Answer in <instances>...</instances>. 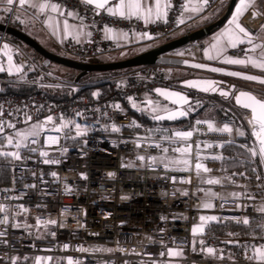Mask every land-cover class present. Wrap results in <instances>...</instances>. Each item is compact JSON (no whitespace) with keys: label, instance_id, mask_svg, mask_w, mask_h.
<instances>
[{"label":"built area","instance_id":"built-area-1","mask_svg":"<svg viewBox=\"0 0 264 264\" xmlns=\"http://www.w3.org/2000/svg\"><path fill=\"white\" fill-rule=\"evenodd\" d=\"M49 1L57 2L65 12L79 13L91 29V36L84 44L64 40L59 46L61 56L81 62L103 57L113 49L112 42L103 39L105 26L115 31L147 32L156 41H167L177 30L187 2L170 0L167 22L162 18L147 25L141 19L116 18L104 10L97 15L95 7L80 0ZM8 8L0 22L7 27L12 26L20 6L16 3ZM252 13L242 22L250 31H255L264 23V15L253 19ZM7 37L5 32H0V61L4 64L8 61L4 54ZM189 46L196 50L201 45L195 41ZM109 81L114 83V91L107 97L91 100L87 95H72L57 99L45 90L68 89L76 93L82 86L74 81L67 84L51 71L39 70L35 79L14 82L36 86L38 90L28 94L5 92L3 87L13 82L0 74V153L18 152L20 156L16 159L0 155V166L11 171L9 184L0 189V206L5 208L0 212V220L5 221L0 223V232L4 233L0 236V264H18L28 258L59 259L66 264L69 260L72 264H161L170 249L181 251L185 264H258L257 260L247 258L253 254L250 247H240L252 245L246 239H238L240 246L236 255L229 257L217 249L214 238L196 239L192 231L201 220L197 205L206 188L216 187L236 194V197L214 200V212L220 222L242 224L239 221L244 218L264 216L259 211L264 206V161L260 158L257 140L251 135L253 129L247 124L250 113L236 108L231 100L225 105L228 114L224 113V118L246 132L243 142L232 132L210 130L203 121L194 125L193 135L187 140L146 134V131L124 133L122 128L134 123L133 104L142 107L146 94L172 88L176 80L167 76L163 66L152 65ZM221 87L229 89L232 96L248 90L264 99V94L234 80L222 79ZM205 103L203 100L197 105ZM49 116L57 122H69L70 127L62 133L47 131L29 135L20 148L1 143L8 136H14L15 144L17 131ZM72 120L93 121L95 126L86 128V134L78 135ZM67 133L77 142L68 145ZM48 137L57 138L58 142ZM179 143L192 146V153L187 156L191 161L188 169L156 162L157 158L171 156L164 151L165 146ZM231 143L241 146L254 162L257 189L251 191L245 182L231 186L226 181L221 165L222 147ZM252 149L257 155H252ZM42 152L48 155L43 156ZM45 159H57V163L48 165ZM197 163L209 171L201 169L197 174ZM208 180L220 183L209 184ZM208 247L215 249V253L208 254Z\"/></svg>","mask_w":264,"mask_h":264},{"label":"crops","instance_id":"crops-1","mask_svg":"<svg viewBox=\"0 0 264 264\" xmlns=\"http://www.w3.org/2000/svg\"><path fill=\"white\" fill-rule=\"evenodd\" d=\"M80 1L83 2V0H80ZM217 1L218 0H216V1L215 0H209V5L203 9L202 15L203 14H205V15L210 14L211 15L210 21L205 22V23H201L200 25L196 26V28H194V29H190V27H192V25H193L192 24L193 21H186L185 20L184 24H179V20L182 18L181 16L183 15L184 12H186L183 9V12H182V14L178 20V28L175 31V33L172 35V37H170L168 40L176 39V38L183 36L184 34H186L188 32L196 31V30H199L201 28H204V27L212 24L216 20H218L223 15V12L218 14V15H215V14L212 15L211 14V12H212L211 10H213L211 8V6L216 4ZM226 1L227 0L223 1L222 3L226 2ZM36 2H39V0H36ZM49 2L54 3V4H58L57 2H54V1H49ZM115 2H118V0H113V3H115ZM237 2H238V0H237ZM221 4H220V6H221ZM236 5H237V3H236ZM8 6L9 5H7L6 0H0V8L6 10L5 16L8 13V9H9ZM257 6H258L257 8L250 9L246 15L250 14L251 12L257 11V10L260 11V13H263L264 0H257ZM214 8L216 9L215 6H214ZM61 10L64 12V15H60L58 13H53L50 9L44 13H40L37 9L32 8V7H23V8L20 7V9L18 11H16V13H15L14 20H16L18 26L21 28V30L24 33H26L27 35L32 37L34 40H36L42 47H44L48 51L49 50L52 51L55 54L61 55V51H60L59 46H60V43L62 41L68 40L74 44L82 45L85 42H87V40L91 36V35H87L88 33H91V29L84 22L82 16L79 13L70 11L71 13H74L75 15L68 16L69 12H65L62 7H61ZM234 10H235V8H234ZM234 10H233L232 14L230 15V17L228 18V20L226 21V23L222 27L213 30L209 35H206L202 40L199 41L201 46L198 49H196L199 52V55L194 60L264 76V71H261L258 68H254L251 65H248L247 67H245V66H240V65L226 64V63L222 62L224 59H226L228 57L240 58V59H246L248 55H251L253 57H258L260 54L259 49H257L256 52H248L247 51V49L251 48L252 45L241 44L237 48L233 49L230 46L225 47L222 44L221 46L224 47V51L219 56L217 55L216 49L212 48V45L214 43H216V38L222 32H224V30L228 27V21L231 19L232 15L234 13ZM99 11H102V10H99ZM212 16H214V17L212 18ZM113 17L119 18L118 16H113ZM133 18H136V17H133ZM65 19H67V22L69 25V28L67 30L63 26V21ZM198 19H201V16H198L197 18H195V20H198ZM141 20H143V19H141ZM2 21L3 20H1L0 22H2ZM49 21H51L52 27L49 26ZM155 22H157V20H155L153 18L147 23V25L153 24ZM241 23L243 26H245L243 24L242 20H241ZM259 23H261V22H259ZM106 29H111L112 31L107 32ZM251 32L254 33V44H257V45L264 44V23L260 27H258L255 31H251ZM144 33H147V32H135V31L126 32V31H121V30L115 31L111 27L105 26L103 28V34H102L103 39L111 41L113 44V49L110 51L109 54H107L103 57L108 59V61H117V60H112V59H114L113 57L119 56L123 53H126L128 55L130 53V51H133V50L139 51L138 53H143V52L148 51V50H150V49H152V48H154L160 44V41H156L153 38L148 39L146 36L143 35ZM196 50H193V51H196ZM205 52H208L210 55H212L214 57V59L209 60L207 58V56L205 55ZM24 63H25V65L30 64L29 61L24 62ZM172 78L174 80H176V84L174 87L162 88V89H157V90L179 93L181 96H184L187 98V103H185L182 100H179L177 97L165 99V97L161 96L159 94V92L156 90L154 93H149V94H146L144 96L145 103L142 107L139 108V112L146 113L147 115H149L150 117H152L156 121H176V120H181L183 118H186L188 116V111L191 110V104L195 101H196V104L197 103L200 104L203 100H205V102L210 101L212 103L220 104V105L224 106V108H225V105L228 104L227 101H225L222 98H214L211 96L212 94L216 93L218 91V89L221 88L222 78H216V77L211 76V75L204 76V75L190 74V73L189 74H185V73L179 74L178 76L172 77ZM204 81H215L216 84L214 85V87H215L216 91L209 90L207 92H204V91H201L199 88L188 87L189 82H204ZM174 100H176L177 102L174 103L173 102ZM149 101H151L152 103L149 104L148 103ZM153 108H156L157 110L154 112ZM165 109H167V111H165ZM171 111L186 112L187 115L178 116L174 120H169V119L157 120L154 118L157 115L167 117V115ZM196 121L197 120H195L193 126L187 131L192 132V129H193L194 125L196 124ZM199 121H203V122H206L208 124V122L206 120H199ZM212 125H213V128L216 130L223 129L225 126L230 127L232 130L236 127V124H232V123L228 122L227 119L224 118V115L221 117V121L220 120L219 121H213ZM157 129H158L157 131L156 130L154 131L152 128H150V129L145 130V131L146 132L151 131L152 133H158V134L162 135L163 137H175L177 139H182V138L178 137L176 135V133L187 132L186 130L177 129L174 125H172L171 127L158 125ZM233 135L237 139L240 138V137H237L234 133H233ZM189 146L191 147V151L189 153L177 151V149H184V148H187ZM202 147H209V145H202ZM164 149H167V151H165V152L167 154H170L171 156H169L167 158H157L156 159L157 163L168 164L175 169H182V170H186L191 166V161L187 157L188 155H190L192 153V146L190 144H188V143H184V144L179 143V144H172V145L169 144V145L165 146ZM178 156H183V157H178ZM181 158L187 159L189 161V164L185 165L184 163H182ZM177 159H179L180 161H177ZM226 181L231 186L241 185V183L238 181L233 182V181H230L229 179H227ZM211 188L217 189L216 187H211ZM218 191L221 193V197H224V198H226V196H224L225 193L227 194V192H230V191H224V190H218ZM210 213L215 214L214 210ZM213 222H220V221L217 219L216 221H213ZM199 237H205V236L203 234L202 236H199ZM197 238L198 237H196V239ZM261 244H264V241L260 242L258 244H254V245L259 247ZM184 257L185 256L183 253H182V256H171L168 253L166 261H164L161 264H185ZM208 258H210V257H208ZM50 261L51 260H47L46 262L43 261V264H50ZM257 261H258V258H257ZM196 264H208V263L207 262H199Z\"/></svg>","mask_w":264,"mask_h":264},{"label":"snow or ice","instance_id":"snow-or-ice-1","mask_svg":"<svg viewBox=\"0 0 264 264\" xmlns=\"http://www.w3.org/2000/svg\"><path fill=\"white\" fill-rule=\"evenodd\" d=\"M7 5L11 6L16 3L19 4L20 7H32L37 9L40 13H44L47 10H51L53 13H58L60 15H64V12L61 10V6L58 4L50 3L49 0H39V2H36V0H6ZM83 3L92 5L97 9V15L100 14L99 10L106 11L110 16H118L119 18L124 19H130L132 17H136L137 19H143L144 22L147 24L151 19L160 20L164 18L165 22H167L166 17L168 15L167 9L171 7L170 0H118V2L113 3V0H83ZM111 5V6H110ZM209 5V0H187V2L183 5L184 11L199 14L204 8H206ZM257 8V0H238L237 5L235 7L234 13L231 17V19L228 21V27L222 32L217 38L216 43L212 45L213 49H216L217 55H221L224 51V47L221 45L223 44L225 47L230 46L231 48L235 49L241 44H248L252 45L251 48L247 49L248 52H256L257 49L260 50V54L258 57H253L251 55H248L246 59H240V58H232L228 57L224 59L222 62L226 64L231 65H240L247 67L248 65H251L254 68H258L261 71H264V44H254V33L249 31L245 26L242 25L241 20L242 18L249 12L250 9ZM10 10V9H9ZM74 13L69 12L68 16H73ZM262 15L258 10L254 11L252 13L253 19L258 18V16ZM185 20L181 18L179 20V24H184ZM49 26L52 27L51 21H49ZM63 26L67 30L69 28L67 19L63 21ZM107 32H111V29H106ZM87 35H91V33H88ZM126 35V34H125ZM148 39H152L150 35L147 33L143 34ZM5 48H7V45H5ZM205 55L209 60L214 59L212 55H210L208 52H205ZM11 56H9V62H10V68L9 72H12V69L15 67L14 65H11ZM193 67L201 68L205 67L204 65L196 64L193 65ZM22 69L19 67H15V71L18 73ZM0 71H4L2 67H0ZM210 71L213 72H219L220 69L217 68H211ZM227 75L234 76V77H240L246 81H256L260 84H264V79L259 78L257 76L253 75H243L239 72H228ZM216 84L215 81H204V82H189L188 87L192 88H199L201 91L207 92L209 90L216 91L214 85ZM161 96H164L165 99H170L172 97H177L179 100L184 101L187 103V98L184 96H181L179 93L175 92H166L163 90H157ZM221 96L227 97L229 95L226 91H220ZM236 103L240 105L242 108L250 110L251 113V120H249V124L252 125L253 131L251 132V135L256 138V140L259 142V155L262 161H264V99H260L257 96L249 93L241 91L236 97H235ZM174 103L177 102L176 100L173 101ZM149 104L152 102L149 101ZM157 109L153 108V111L155 112ZM167 111V109H165ZM2 114V113H0ZM187 115L186 112H175L171 111L165 116L157 115L154 118L157 120H163V119H169L174 120L178 116H185ZM30 120L31 117H28ZM53 118L49 116L45 123L52 122ZM197 124H200L201 121L197 120ZM9 127H15L12 124L8 125ZM40 130H46L44 129L43 124L34 126ZM68 127L67 123H64L61 125V127H55L54 131H61L62 128ZM77 129L78 135H84L86 134L83 130H81V126L79 124L75 125ZM208 127L210 130L215 131L216 129L213 128V125L211 123L208 124ZM114 131H119V129L114 128ZM222 132H228L231 133L232 129L228 126H225L223 129H220ZM0 132H2V128H0ZM238 134L240 136H244V131H239ZM17 137H20V140H18L15 144H13V138L12 136L7 137V141L9 145H12L16 148H20L23 144V141L27 139L29 135H36V132L32 133H22L17 131L15 134ZM178 137H181L182 139H189L192 137L193 133L191 131L187 132H178L176 133ZM49 140L55 142H58L57 138L54 137H48ZM35 142V141H33ZM24 147H27L26 144L23 145ZM66 151V149H65ZM164 151H167V149H164ZM177 151L189 153L191 151V147H187L184 149H177ZM252 155H257V151L255 149H252ZM0 155L5 156H13L16 159H20L18 152H11V153H0ZM41 155L47 156V152H42ZM218 158V157H217ZM139 159L143 160V157H139ZM45 163L50 162H57V161H48L45 160ZM185 165L189 164V161L185 159L183 161ZM195 168L197 170V174H199V171L203 169V171L207 172L209 169L204 167L202 164L197 163L195 165ZM53 176L56 175V173H52ZM113 175V174H109ZM207 183L209 184H218L220 181L218 180H208ZM206 208L212 207L211 204H205ZM5 208L3 206H0V212H4ZM259 211L264 212V206H262ZM217 218L215 216L212 217H201V221H207V220H216ZM6 220V217H5ZM4 220H0V223H4ZM244 225L249 224V220L247 218L242 219V221H239ZM44 223H51L55 224L56 221H45ZM193 235H196L197 233L203 234L204 228L203 225H200L198 227L193 228ZM4 233L0 232V236H3ZM231 235V234H230ZM264 239V237H262ZM201 244H203V240L200 241ZM240 246V245H238ZM245 249L251 248L252 249V255L248 256L247 258L249 260H257L258 258V264H264V244H261L259 247L255 245H243L240 246ZM203 250V249H202ZM111 251V250H109ZM193 251H195V248H193ZM206 251L208 254H214L215 249L212 247L206 248ZM169 255L171 256H182L181 251L176 250H169ZM222 258V257H221ZM50 259V258H49ZM68 264H72V261L69 260Z\"/></svg>","mask_w":264,"mask_h":264},{"label":"trees","instance_id":"trees-1","mask_svg":"<svg viewBox=\"0 0 264 264\" xmlns=\"http://www.w3.org/2000/svg\"><path fill=\"white\" fill-rule=\"evenodd\" d=\"M12 26L21 30L18 26L16 20L12 22ZM22 31V30H21ZM19 47H21V54H17L16 60L19 59L21 62H34L36 64V69L28 74V79H35L39 70L51 71L50 66L48 68L43 67V59L27 46H25L19 40L12 38ZM89 62V61H86ZM101 61L89 62V63H100ZM30 65V64H29ZM140 68V67H139ZM68 69V68H67ZM138 68L111 71V72H91L86 74L80 79L79 84L82 86L78 92H72L63 90L57 92L52 88H47L45 91L52 97L57 99H65L72 95H87L91 100L97 98H104L113 93V84L109 79L122 75L128 74L135 71ZM52 72V71H51ZM53 73V72H52ZM78 71L69 69V72L62 76L63 82L71 83L75 80ZM213 76V75H211ZM216 78H221L214 76ZM48 81V78H42ZM226 79V78H222ZM98 87L99 92L95 93L94 88ZM38 90L36 86H24L18 83H13L4 87L5 92H13L19 94H28L33 91ZM214 98H219L216 93L211 95ZM227 113L224 106L206 101L204 105H197L196 101L191 104V110L188 111V116L181 120L176 121H156L144 112L133 111L134 123L130 126L123 127L122 132L124 133H144L145 130L153 128L154 126H167L171 127L174 125L177 129L189 130L195 120H200L199 116H205L206 119L213 121H221V117ZM228 114V113H227ZM70 133H67V144L72 145L77 142V140L70 137ZM239 141H246L245 137L238 138ZM223 161L222 172L230 181L246 183L250 189H257L258 184V173L256 172L254 162L252 161L250 155L238 144L231 143L222 147ZM11 171L8 167L0 166V189L6 187L10 182ZM264 227V216H254L249 219V224H237L234 222H212L207 225L204 236L212 237L215 240V245L219 251H223L227 256L234 257L239 248L238 239H246L251 242L252 245L263 242L262 232ZM231 234V235H230ZM46 262L47 260H42ZM38 261L34 258H28L25 260H20L18 264H36ZM50 264H66L64 260H51Z\"/></svg>","mask_w":264,"mask_h":264},{"label":"water","instance_id":"water-1","mask_svg":"<svg viewBox=\"0 0 264 264\" xmlns=\"http://www.w3.org/2000/svg\"><path fill=\"white\" fill-rule=\"evenodd\" d=\"M236 3H237V0H230L223 15L218 20H216L215 22H213L212 24L204 28H201L196 31L188 32L179 38L165 41L148 51H145L143 53H140L128 59L119 60V61L100 62V63L81 62V61L73 60V59H70V58H67V57H64V56L48 51L47 49L42 47L32 37H30L23 31L13 26L7 27L3 25L2 23H0V32H5L8 36L19 40L25 46H27L30 50H32L34 53L38 54L43 59L42 65L45 68H48L51 64H56V65H59V66H62L68 69L78 71L79 74L74 80L76 84H79L80 79L86 74L91 73V72H111V71L139 68V67H144V66L160 65L163 67L167 66V67L186 68V69H190L194 71L204 72V73L217 76V77L234 80L237 82H245V83L264 86V84H260L256 81H246L240 77L229 76L227 75V73L228 72H239L243 75H253V76H257L259 78L264 79L263 75H257V74H253V73H249L245 71H239V70H235L232 68H226L223 66L214 65V64H210V63H206L202 61L188 60V59L170 56L171 52L178 50V49H183L189 46L190 43L192 42L200 41L206 35H209L213 30L222 27L226 23L230 15L232 14L236 6ZM263 15H264V7H263ZM196 64L204 65L205 67H201V68L193 67V65H196ZM211 68H217V69H220L221 71L213 72V71H210ZM220 91H226L229 93V95L227 97L221 96ZM241 91L249 92L255 95L254 93L248 90H241ZM241 91H238L234 96H232V93L229 89L221 87L216 92V95L219 98L224 99L225 101L231 100L236 108L248 111L250 113V110L244 109L236 103L235 97ZM251 118L252 117L250 113L247 119V124L251 129H253L252 125L249 124V120H251ZM257 144L259 146L258 141H257Z\"/></svg>","mask_w":264,"mask_h":264},{"label":"rangeland","instance_id":"rangeland-1","mask_svg":"<svg viewBox=\"0 0 264 264\" xmlns=\"http://www.w3.org/2000/svg\"><path fill=\"white\" fill-rule=\"evenodd\" d=\"M223 1H225V0H218L216 4H214V5L211 6V8L213 9V10H211L212 11L211 12L212 15H214V14L215 15H218V14H220L222 12L223 13L225 12V10H226V8H227L230 0H227L226 2L222 3ZM220 4H221V6H220ZM214 6L216 7V9L214 8ZM202 13H203V10L199 14L190 13V12H184L181 17L184 20H186V21H193L192 22L193 25H192V27H190V29H194V28H196V26L200 25L201 23H205V22L210 21L211 15L210 14H206V15L203 14L202 15ZM5 14H6V10L0 8V21L5 18ZM198 16H201V19L195 20V18H197ZM213 17L214 16H212V18ZM160 43H162V42H160ZM6 45H7V48H4V54L8 58V61L6 62V64H4L2 61H0V67H2L4 69V71H0V74H4L7 77V79L9 81L13 82V83L14 82H19V81H25V80H27L28 79V74L31 71H34L36 69V67H37L36 64L34 62H32V60H31L30 61V65L26 66L25 63L23 61L21 62L20 59L18 61L16 60V57L15 56H17V54H21L22 49H21V47L18 46V44L14 40H12V37H10V36L7 37ZM50 52H52V51H50ZM138 52L139 51H134L133 50V51H130V53L128 55L126 53H123V54H121L119 56L113 57L114 59H112V60L119 61V60L128 59L130 57H133V56H136V55L140 54ZM198 55H199V52L197 50L196 51H193L190 46H187V47H185L183 49L175 50V51H173V52L170 53V56L178 57V58H183V59H188V60H194L195 58L198 57ZM9 56H11V58H12L11 59V65H14L15 67H19V68L22 69L19 73H17L15 71V67L12 69V72L11 73L9 72V68H10ZM2 57H3V55H2ZM67 58H68V56H67ZM69 58H71V57H69ZM97 60L98 61H101V62H110V61H108V59H106L104 57H100V58L93 59V60H87V61H89V62H95ZM164 68H165V71H166L167 76L169 78L176 77L179 74H183V73H185V74H189V73L190 74H199V75H204V76L210 75V74H207V73H204V72L194 71V70H190V69H186V68H181V67H167V66H165ZM50 70L55 75H58L60 77L65 76L69 72V69H67L65 67H62V66H59V65H56V64H51L50 65ZM241 83L244 84L247 87L256 89V91L264 94V86H260V85H256V84H250V83H245V82H241ZM67 91H70V90L67 89ZM94 92L95 93H98L99 92V88L98 87H95L94 88ZM139 108H140L139 106L133 104V109L135 111H138L139 112ZM199 119L200 120H206L208 122V124L209 123L213 124V121L210 120V119H206L205 116L200 115L199 116ZM46 120H47V118L45 120H43L42 122H39L38 124H35V125H32V126L26 127L24 129H21L19 132H22V133H32V132H36L37 135L40 134L41 132H47V131L57 132V131H54L53 130L55 127H61L62 124L67 123L68 124V127H64V128H62L61 131H59V133L60 132L62 133V132H64V130H66L67 128L70 127V123L69 122H64V121L57 122V121H55L53 119L52 122L45 123ZM72 122L75 125L76 124H79L81 126V130H83V131L86 128H88V127L92 128V127L95 126V122H93V121H83V122H80L79 120H72ZM40 124H43L44 129H46V130H40V129L34 127V126L40 125ZM156 127L158 128V126H155L152 129L154 131L155 130L157 131L158 129ZM74 131L77 132L76 127H75ZM239 131H244V130L242 128H240L239 126H236L232 130V132L237 137H242V136H240L238 134ZM146 134H152V132L151 131H148ZM245 135H246V132H245ZM13 137L14 136H12V138ZM15 137H16L15 138V143H16L18 140H20V137H17L16 135H15ZM1 143L2 144H4V143H7L8 144V141L7 140L6 141H2ZM181 159L183 161L185 160V158H181ZM45 160H48V161H57V159H52V160L45 159ZM182 160H181V162L183 163ZM177 161H180V160L177 159ZM56 163L57 162H50V163H45V164L51 165V164H56ZM253 189H251V191ZM224 196H226V197H236V194L234 192H227V194L225 193ZM257 196H259V195H257ZM218 197H221V193L217 189H215V188H206V189H204L202 191V194L199 197L200 198V202L197 205V208L201 211V217H212V216H215L217 218V215L216 214H213V213H210V212H212L215 209L214 200L217 199ZM205 204H211L212 207L206 208L204 206ZM216 220H214V221H216ZM211 222H213V220H207V221H201L200 220V222L198 223V225H196L195 227H198L200 225H203V228H204L203 234H204L207 225L209 223H211ZM202 235L200 233H197L196 235H194V237H199V236H202ZM41 263H42L41 261H38L36 264H41Z\"/></svg>","mask_w":264,"mask_h":264},{"label":"bare ground","instance_id":"bare-ground-1","mask_svg":"<svg viewBox=\"0 0 264 264\" xmlns=\"http://www.w3.org/2000/svg\"><path fill=\"white\" fill-rule=\"evenodd\" d=\"M71 59V58H70Z\"/></svg>","mask_w":264,"mask_h":264}]
</instances>
